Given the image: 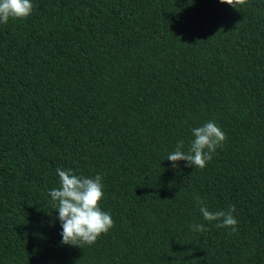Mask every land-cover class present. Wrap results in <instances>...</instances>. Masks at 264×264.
I'll return each instance as SVG.
<instances>
[{"label":"trees","instance_id":"16d2710c","mask_svg":"<svg viewBox=\"0 0 264 264\" xmlns=\"http://www.w3.org/2000/svg\"><path fill=\"white\" fill-rule=\"evenodd\" d=\"M32 3L0 23V264H264V0ZM208 121L226 142L173 168ZM57 168L102 177L92 246L61 243Z\"/></svg>","mask_w":264,"mask_h":264},{"label":"clouds","instance_id":"9594fccd","mask_svg":"<svg viewBox=\"0 0 264 264\" xmlns=\"http://www.w3.org/2000/svg\"><path fill=\"white\" fill-rule=\"evenodd\" d=\"M220 2L239 10L246 6L249 0ZM33 10L32 0H0V23L7 24L10 19H25ZM190 131L193 139L189 142L187 152L183 150L184 142L178 141L175 150L167 156V160L173 162V168L179 167L178 162L186 161L187 167L204 169L213 159V153L222 147L227 139L226 133L215 121H208ZM56 171L60 186L51 189L49 195L59 214L58 219L62 227L61 243L80 248L85 245L92 246L115 226L111 214L100 206L104 197L102 177L99 174L95 177L79 176L72 169L57 168ZM194 199L205 221H219L216 227L231 228L233 232L237 230L238 221L233 215L235 205H231L226 211H210L199 195L194 196ZM190 227L195 232L208 230L204 224H193Z\"/></svg>","mask_w":264,"mask_h":264}]
</instances>
